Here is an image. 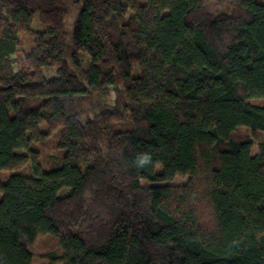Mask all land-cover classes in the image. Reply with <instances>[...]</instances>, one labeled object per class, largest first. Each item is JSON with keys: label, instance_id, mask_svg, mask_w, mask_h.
<instances>
[{"label": "trees", "instance_id": "obj_1", "mask_svg": "<svg viewBox=\"0 0 264 264\" xmlns=\"http://www.w3.org/2000/svg\"><path fill=\"white\" fill-rule=\"evenodd\" d=\"M214 1L0 0V264H264V2Z\"/></svg>", "mask_w": 264, "mask_h": 264}, {"label": "rangeland", "instance_id": "obj_2", "mask_svg": "<svg viewBox=\"0 0 264 264\" xmlns=\"http://www.w3.org/2000/svg\"><path fill=\"white\" fill-rule=\"evenodd\" d=\"M264 2V0H261ZM223 4L217 5L219 8ZM21 40V49L27 50L30 45L32 44V37L29 35H20ZM133 73L135 76L139 74L138 66L136 64L133 65ZM240 132L245 135L252 138V135L247 132L245 129H240ZM54 139H49L45 142L35 144L33 147L34 149L38 150L37 154V160L40 164L41 168L45 170L47 168L46 159L51 156H58V152L54 147ZM258 144H264V133H259L257 135V138L255 139V144L252 147V155L255 156L259 153L258 151ZM18 153L28 154L29 152L26 150H19ZM20 172L25 174H30V167L27 166L23 168ZM14 172H1L0 178L3 182H6L7 178L10 176V174H13ZM187 179L183 178H176L171 184L174 185H181L185 184ZM22 242L32 251L33 253V262L32 264H49V254L52 252H56L58 250L57 241L54 237L50 235H42L37 237V239L29 243L25 238H22ZM55 264H63L62 262H56Z\"/></svg>", "mask_w": 264, "mask_h": 264}, {"label": "water", "instance_id": "obj_3", "mask_svg": "<svg viewBox=\"0 0 264 264\" xmlns=\"http://www.w3.org/2000/svg\"><path fill=\"white\" fill-rule=\"evenodd\" d=\"M220 4H225V1L224 0H215L214 2H213V7H215V9L216 10H218L219 9V6L217 7V5H220Z\"/></svg>", "mask_w": 264, "mask_h": 264}]
</instances>
